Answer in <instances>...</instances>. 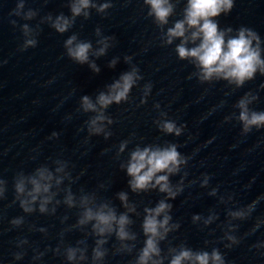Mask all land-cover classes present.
Returning <instances> with one entry per match:
<instances>
[{"label":"water","instance_id":"95a60500","mask_svg":"<svg viewBox=\"0 0 264 264\" xmlns=\"http://www.w3.org/2000/svg\"><path fill=\"white\" fill-rule=\"evenodd\" d=\"M104 2L93 0L97 5ZM110 2L106 13L90 8L89 18L77 17L68 31L58 33L47 17L70 16V0H24V11L36 12L30 20L12 14L18 0H0V180L6 181L7 189L0 199V264H92L93 222L72 227L83 210L80 197L94 194L93 207L108 202L119 214L127 211L117 196L121 191L136 206L135 212L128 213L134 221L130 230L137 234L135 248L132 253L116 252L118 241L112 236L104 246L108 254L96 264H134L145 240L141 229L144 208L155 207L161 199L173 206L171 223L179 224L160 244L163 264H170L169 247L178 250L182 245L209 253L217 248L226 264H264V127L244 134L236 106L251 93L257 99L249 108L264 111V75L258 72L242 87L215 78L202 82L194 62L179 58L175 49L181 40L165 43L167 28L183 18L186 0H171L175 12L163 28L147 15L149 6L143 0ZM215 19L220 29L232 27V36L241 26L255 30L264 59V0H234L231 12ZM25 23L35 30L27 38L37 39V45L21 51ZM72 35L77 36L76 42H91L89 63L79 64L67 55L65 41ZM106 36L113 39L105 54L96 56L102 47L98 41ZM186 46L196 45L189 41ZM113 60L116 63L110 66ZM90 63L99 71H93ZM133 68L142 79L133 85L127 101L100 110L98 95L107 93L109 85ZM148 84L152 87L146 95ZM85 95L106 117L99 122L103 132L98 135L89 132L87 122L99 111L84 112L81 98ZM164 120L183 126L181 134L161 131ZM169 143L177 144L188 158L179 173L169 176L173 188L180 186L183 191L174 199L158 187L133 193L121 165L127 164L137 147ZM40 167L54 173L51 191L57 195L48 205L49 213H39L37 203L36 212L25 214L19 202H13L14 179L20 173L34 174ZM58 167L63 171L56 172ZM57 179L61 181L58 185ZM68 188L75 196L76 207L71 209L63 202ZM253 202L249 213L248 205ZM234 212L245 216L235 217ZM21 216L23 225H11L12 219ZM194 216L199 219L193 220ZM229 236L239 243L233 244ZM22 239L27 243H21ZM81 239L88 244V260L68 261L65 247L77 246ZM41 252L42 257L33 259ZM15 253L24 255L17 260Z\"/></svg>","mask_w":264,"mask_h":264},{"label":"clouds","instance_id":"9594fccd","mask_svg":"<svg viewBox=\"0 0 264 264\" xmlns=\"http://www.w3.org/2000/svg\"><path fill=\"white\" fill-rule=\"evenodd\" d=\"M144 5L149 6L147 15L152 17L153 22L160 28L168 25L169 18L174 15L175 4L171 0H143ZM112 7L110 0L102 4H95L93 0H70V16L63 13L57 15L53 20L49 15L47 19L52 21L51 27L58 33H64L75 23L76 18L83 16L89 18L90 8H95L98 13H106ZM234 7V0H186L183 9L182 19L175 20L172 27H168L166 31V44H172L175 39H180L181 43L176 46V52L180 59H190L199 69V79L203 81L225 80L229 84H235L236 87H242L247 81L254 79L259 72L264 75V59L261 58L260 37L258 33L248 27L241 26L236 29V35L232 36V27L220 29L219 21L215 18L222 14L227 15ZM24 0H18L16 8L13 10V15L21 17L25 20L32 19L36 12L32 9L24 11ZM13 25L16 21H11ZM26 37L21 51L29 47L37 45V39L27 38L35 30L31 29L28 24L21 26ZM190 35H186L189 33ZM96 34H100V29H96ZM227 37V39H226ZM113 37H103L98 43L102 45L95 53L96 56L104 55L109 47V40ZM77 41V36L72 35L65 41L67 55L79 64L89 63V52L92 49V44L89 41ZM191 41L196 46L187 47ZM199 41L198 44L196 42ZM255 41V46L253 42ZM130 57H125V60H130ZM116 63L113 60L110 66ZM93 71L98 72L99 68L95 63L89 65ZM138 69L133 68L129 72H125L111 85L108 86V92H101L96 100V104L100 106V110L106 109L109 105L122 101H127L129 92L138 79ZM151 84L145 86V94L151 92ZM82 108L84 112H98L99 114L92 117L88 123L89 132L92 134H100L103 128L99 126V122L106 119L103 112L98 110L96 104H93L88 96L82 98ZM257 97L251 93H246L237 102V107L240 109L238 119L243 125V133L251 132L253 128L260 129L264 127V111H254L249 108V105L255 101ZM159 107V105H156ZM227 119V118H226ZM111 123V120H109ZM161 131L165 133L175 134L179 136L183 130V126L177 127V124L172 120H164L160 124ZM57 133H53V136ZM110 135V133L105 134ZM126 142L120 146V151H123ZM188 163V158L183 156L178 151V145L169 143L167 146H147L141 149L137 147L130 154V159L126 165H121L126 168L127 175L130 177L128 181L129 188L133 193L147 192L151 189L159 188L161 193H166L167 198L174 199L182 191L183 188L177 186L175 189L170 184L169 176L179 173L181 166ZM63 171V167H58L56 172ZM163 173V174H161ZM54 173L46 167L37 168L34 174L25 175L18 174L14 179L15 202H19V207L25 214H31L37 211L35 205L38 203V211L41 214L49 213L48 205L53 202L57 195L52 192V181ZM60 179L56 180V184L60 183ZM6 181L0 180V199L5 197ZM64 203L69 209L76 207L75 196L71 188L66 190ZM118 199L122 202L125 212L118 214L115 206L108 202L100 203L93 207L95 202L94 194H84L80 197V207L83 209L79 214L76 224L73 228H79L91 224V233L96 237L95 246L92 248L91 261L96 264L97 261L104 260L108 254V249L104 246L108 243L110 237L115 236L118 241L116 252L132 253L135 248L137 234L130 230V226L134 223L130 219L128 213L135 212V204L129 203V196L126 192H119ZM56 204L60 201L56 200ZM255 202L248 205L249 213L253 211ZM172 205L167 203L165 199H161L155 207H145V215L141 223L142 233L145 237L143 247L140 248L134 264H163L164 257L161 255V242L165 241L168 234L179 228V224L171 223L172 216L170 211ZM56 207L51 209V213L55 214ZM231 215L243 218L245 213L234 212ZM162 216V218H161ZM66 219V218H65ZM199 216H194L193 220H198ZM210 222V221H206ZM11 225L20 227L24 224V217H17L10 221ZM258 226V225H257ZM71 230V229H69ZM63 236V233H61ZM228 239L233 244H238L233 236ZM132 241L133 243H124ZM21 243H27V239H22ZM77 246H66L65 255L68 261H75L79 258L81 261L88 260L86 253L88 252V244L85 239L78 240ZM83 245V247H80ZM232 245H226L230 248ZM257 247V245H256ZM59 247L56 252H59ZM169 253L172 254L170 264H184L185 261L191 264H226L223 254L219 249L213 248L208 251H194L186 246L176 248L169 247ZM79 254V256H78ZM24 253H15V259H21ZM44 255L39 253L40 258ZM159 257V259H153Z\"/></svg>","mask_w":264,"mask_h":264}]
</instances>
